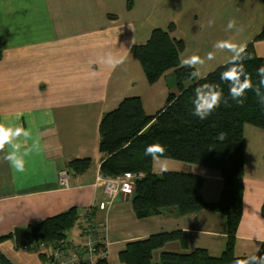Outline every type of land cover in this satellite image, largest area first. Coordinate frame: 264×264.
Here are the masks:
<instances>
[{
  "label": "crops",
  "instance_id": "crops-1",
  "mask_svg": "<svg viewBox=\"0 0 264 264\" xmlns=\"http://www.w3.org/2000/svg\"><path fill=\"white\" fill-rule=\"evenodd\" d=\"M166 1L0 0V37L6 42L0 59V122L31 134L24 145L31 149L24 157V173H17L2 159L10 150L8 145L0 150V236L12 234L0 248L14 264H44L40 252L17 245V226L34 225L76 206L79 218L67 237L78 241L85 210L106 198L98 180L105 158L100 151V123L104 113L123 98L138 95L137 79L138 74L142 78L139 72L143 69L131 50L134 44L145 43L156 26L166 27L165 23L174 20L178 29L173 33L184 36L190 29L194 34L191 41H185L181 60L200 56L204 62L195 67L204 77L232 55L213 47L225 40L220 33L230 16L242 14L253 23L245 40L230 38L233 42L248 45L264 28L262 0ZM169 5L174 7L170 18ZM182 38L191 37L186 33ZM254 46L264 58V40L254 41ZM221 52L222 61L216 64ZM209 53H214L212 60L207 59ZM109 56L122 62L113 66L107 62ZM162 78L150 84L146 97L141 96L148 114L154 113L157 92L170 91ZM18 139L22 142L24 137ZM244 148V209L234 248L238 257L255 255L264 245V129L246 124ZM84 157L92 159L91 166L83 173L71 171L69 187L63 188L60 170L71 159ZM164 167L201 175L204 199L220 198L224 178L219 169L167 157L153 160V173H163ZM94 219L98 236L107 243V264H125L120 253L129 242L162 232L184 231L188 247L179 240L169 241L154 250L153 264H160L164 251L204 248L218 257L228 241L227 217L219 211L203 209L182 215L178 207L169 206L139 218L132 196L124 194L117 195L107 211L97 208Z\"/></svg>",
  "mask_w": 264,
  "mask_h": 264
},
{
  "label": "trees",
  "instance_id": "trees-1",
  "mask_svg": "<svg viewBox=\"0 0 264 264\" xmlns=\"http://www.w3.org/2000/svg\"><path fill=\"white\" fill-rule=\"evenodd\" d=\"M174 30V23H170L166 29L155 28L145 43L134 44L131 50L137 54L151 84L167 70L174 69L179 92H170L163 108L154 115L146 112L143 100L138 95L123 98L117 107L104 113L100 123V151L105 155L101 172L109 177L132 171L144 172V177L136 181L132 195L133 207L139 218L161 213L169 206L178 207L182 215L203 209L226 215L228 241L221 256H212L204 248L191 252L164 251L160 264H237V261L242 262L249 257H238L234 253L244 209V127L251 124L264 129V107L251 90L247 91V100L243 105L231 100L228 84L220 80L221 73L230 67L227 62L202 78H192L190 73L197 69L181 66L180 52L185 45L182 40L172 37ZM257 40H264V28L246 47L245 55L252 58L246 59L244 64L253 84L258 82L256 69L264 65V58L257 54L254 46ZM5 46V39L0 37V59ZM205 83H214L222 88L225 102L208 119L201 121L192 114L191 100L195 89ZM221 132L226 135L224 141L219 140ZM152 144L165 146L162 157L219 169L224 178L220 198L212 202L204 199V178L201 175L172 170L153 173V159L144 154L145 148ZM91 164L90 157L74 158L67 162L66 167L69 173H83ZM261 211L264 215V202ZM78 218L76 206L46 217L28 226L30 239L50 241L63 238ZM11 236V233L1 235L0 243ZM174 240H179L184 248L188 247L184 231H168L129 242L121 251L120 258L125 264H153L154 250ZM263 254L264 245L255 255ZM0 264H14L1 248ZM99 264H107V261L102 260Z\"/></svg>",
  "mask_w": 264,
  "mask_h": 264
},
{
  "label": "clouds",
  "instance_id": "clouds-1",
  "mask_svg": "<svg viewBox=\"0 0 264 264\" xmlns=\"http://www.w3.org/2000/svg\"><path fill=\"white\" fill-rule=\"evenodd\" d=\"M211 23V22H210ZM236 28V21L230 19L227 24V29L232 30ZM213 47L215 49L228 50L232 55L227 60V67L220 75V80L228 84V95L232 101L238 105H243L247 100V91L251 90L255 92L258 98V103L264 107V65L259 66L256 69V75L258 76V82L253 84L251 74L245 68L244 61L246 59H251V56H246L245 44H240L233 42L231 40H218ZM214 58V53H209L207 59L212 60ZM109 64L115 66L121 63V60L114 59L109 56L107 61ZM204 61L198 55H193L181 60V66H186L188 68H193L197 64H202ZM192 78H202L201 73L193 70L190 73ZM225 102V96L222 88H219L214 83H205L198 86L195 89L194 96L191 100L192 114L203 121L208 119L212 113L219 108L222 103ZM30 132L21 127H12L6 123L0 122V150H3L5 145H8L10 150L2 156V159L6 160L10 167H12L17 173H24L25 159L31 153V149L24 147L27 140L30 137ZM23 136L24 140L21 142L18 138ZM226 138L225 133L221 132L219 134V140L224 141ZM23 153L21 154V149ZM166 148L161 144L148 145L145 148V155L151 156L153 160H157L164 155ZM162 172L167 171L164 167L161 169ZM125 191H131L130 186H125ZM257 239H259L257 237ZM259 251V248H258ZM237 264H264V255H251L247 257L244 261H237Z\"/></svg>",
  "mask_w": 264,
  "mask_h": 264
},
{
  "label": "built area",
  "instance_id": "built-area-1",
  "mask_svg": "<svg viewBox=\"0 0 264 264\" xmlns=\"http://www.w3.org/2000/svg\"><path fill=\"white\" fill-rule=\"evenodd\" d=\"M144 172H126L116 177L100 175L98 180L104 188L106 198L96 201L84 212V223L81 229L82 238L78 241L70 239L67 235L57 240H31L22 245L24 250L40 252L44 258V264H99L106 260L108 255L107 243L98 236V230L94 219L97 208L108 210L115 197L119 194L132 196L136 181L144 177ZM60 185L69 187L70 173L67 168H62L59 173ZM130 186L131 191H125V186Z\"/></svg>",
  "mask_w": 264,
  "mask_h": 264
},
{
  "label": "rangeland",
  "instance_id": "rangeland-1",
  "mask_svg": "<svg viewBox=\"0 0 264 264\" xmlns=\"http://www.w3.org/2000/svg\"><path fill=\"white\" fill-rule=\"evenodd\" d=\"M165 2H167L166 0H165ZM183 3L181 2L179 5H182ZM164 7H163V9L164 8H166V6L167 5H163ZM178 6V4L176 5V8H178L177 7ZM128 8L129 9H131L132 8V3L131 2H129L128 3ZM174 8V7H173ZM172 7H170V5L167 7V10L170 12L169 14H167L168 15V18H170V16L172 15V13H173V11H174V9H173ZM157 10L158 9H156L154 12H157ZM174 14V13H173ZM159 18V17H158ZM167 18V19H168ZM230 19H234L235 21H236V28H234V29H232V30H227V27H226V29H224V30H222L221 31V33H220V35L221 36H223V38H225V40H229L230 38H236V39H238L239 41H243V40H245L246 39V37L249 35V31H250V29H251V26L253 25V23L252 22H248V18L246 17V16H243L242 14H234V15H232V16H230V18H229V20ZM228 20V21H229ZM170 23H174L175 24V30H177L178 28H177V26H178V24H177V22H175L174 20H172V21H170V22H168V23H165V25H167L166 27H162V26H156L155 28H158V27H160V28H164V29H166L168 26H169V24ZM220 23V21L218 20L217 21V25ZM227 24H228V22H227ZM226 24V25H227ZM222 27V26H221ZM154 28V29H155ZM174 30V31H175ZM248 32V33H247ZM173 33V31L171 32V34ZM176 33V34H175ZM175 33H173V36H174V38H177V39H179V40H182L183 42H184V45H185V48H186V42L185 41H187V39H189L190 41L193 39V37L194 36H192V35H194L193 33L191 34L190 33V29L189 30H186V32L184 31V36L186 35V33H188L189 34V36L191 37V38H186V40H185V38H182V37H184L183 36V34H180V33H177V32H175ZM247 33V34H246ZM259 34V33H258ZM257 34V35H258ZM226 35V36H225ZM243 35V36H242ZM256 35V36H257ZM172 36V37H173ZM255 36V37H256ZM229 37V38H228ZM228 38V39H227ZM185 50V49H184ZM183 50V51H184ZM190 50H191V52L193 51V47L191 46L190 47ZM182 51V52H183ZM223 51H225V50H222V52ZM182 52H180V60H181V55H182V58H183V56H184V52L182 53ZM221 52V55H217V59H216V64L220 61H222V58H223V53ZM220 65H222V64H220ZM220 65H218L217 67H219ZM142 66V65H141ZM216 67V68H217ZM215 68V69H216ZM142 69H143V67H142ZM197 69V68H196ZM141 72H139V73H141V76H142V78L139 76V74H138V79H137V84H138V86H137V88H136V91L135 92H138L137 94H138V96H143L144 95V97H146V95H147V89L150 87V84L151 83H149L148 82V80H147V77L145 78V76H146V74H145V72H143L144 70H140ZM197 71H198V69H197ZM163 77V78H162ZM137 78V77H136ZM162 78V83H164L165 85H167L169 88H170V91L169 92H166L165 94H160L161 93V91L159 90L157 93H158V95L156 96V98L154 99V102H153V114H149V115H154V114H156L159 110H161L162 108H163V106L165 105V103H166V101H167V99H168V96H169V94H170V92L172 93V92H174V93H178L179 92V88H178V83L176 82V75H175V72H174V69H169V70H167L165 73H163L161 76H160V78L156 81V82H158L160 79ZM144 80V81H143ZM156 82H154V83H152V84H155ZM188 84H192V83H189L188 82ZM158 85V84H157ZM157 87V86H156ZM169 90V89H168ZM132 96H137V95H132ZM142 98V97H141ZM143 100V99H142ZM122 101V100H121ZM143 104H144V102H143ZM161 108V109H160ZM154 121V120H153ZM152 121V122H153ZM63 168H67V167H63ZM35 224H37V223H35ZM34 224V225H35Z\"/></svg>",
  "mask_w": 264,
  "mask_h": 264
},
{
  "label": "water",
  "instance_id": "water-1",
  "mask_svg": "<svg viewBox=\"0 0 264 264\" xmlns=\"http://www.w3.org/2000/svg\"><path fill=\"white\" fill-rule=\"evenodd\" d=\"M14 234L18 246H22L30 239L28 226H17L14 229Z\"/></svg>",
  "mask_w": 264,
  "mask_h": 264
}]
</instances>
